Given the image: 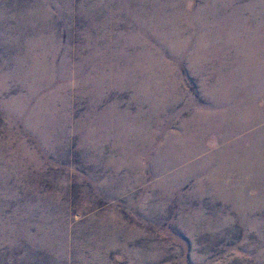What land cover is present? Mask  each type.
I'll use <instances>...</instances> for the list:
<instances>
[{
  "label": "rangeland",
  "instance_id": "374dc122",
  "mask_svg": "<svg viewBox=\"0 0 264 264\" xmlns=\"http://www.w3.org/2000/svg\"><path fill=\"white\" fill-rule=\"evenodd\" d=\"M0 264H264V0H0Z\"/></svg>",
  "mask_w": 264,
  "mask_h": 264
}]
</instances>
